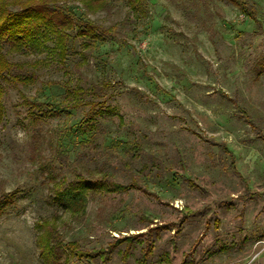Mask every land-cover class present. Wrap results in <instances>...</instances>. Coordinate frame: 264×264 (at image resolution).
Listing matches in <instances>:
<instances>
[{
	"label": "rangeland",
	"instance_id": "rangeland-1",
	"mask_svg": "<svg viewBox=\"0 0 264 264\" xmlns=\"http://www.w3.org/2000/svg\"><path fill=\"white\" fill-rule=\"evenodd\" d=\"M251 2L261 26L229 0H112L88 15L116 27L98 45L73 28L64 59L54 40L8 53L38 80L5 81L0 264H49L43 220L92 252L56 264H99V250L108 264H264V0ZM40 90L60 113L20 103ZM52 139L116 185L84 212L49 198L51 174L73 178L49 160Z\"/></svg>",
	"mask_w": 264,
	"mask_h": 264
},
{
	"label": "trees",
	"instance_id": "trees-1",
	"mask_svg": "<svg viewBox=\"0 0 264 264\" xmlns=\"http://www.w3.org/2000/svg\"><path fill=\"white\" fill-rule=\"evenodd\" d=\"M112 0H0V124L4 122L6 108L3 103L5 94V81L16 87L30 86L38 80L37 72L28 67L24 61H13L9 52L27 53L42 50L47 42L54 40V49L61 59H64L69 50V30L76 28L85 45H98L105 41L107 35L115 33V25H104L92 20L88 15L109 6ZM135 5L139 0H131ZM249 19L261 26L258 9L251 0H229ZM80 2L85 11L76 10L75 3ZM43 84H46L43 83ZM48 85V84H46ZM45 85V86H46ZM45 95L40 90L36 96H29L20 91L22 104L29 105L31 110L38 109L44 115L60 113L59 104ZM38 116H35V118ZM85 139L91 136L86 131L80 132ZM52 155L51 162L57 160L61 167L67 166L73 178L57 179L51 174L49 198L65 210L80 213L86 210L88 195L99 187L116 186L110 180V174L97 177L94 174L83 173L77 169L75 161L70 160L66 148L58 147L53 139L49 142ZM43 163V162H42ZM127 187V185H125ZM118 188H121L118 186ZM116 189V188H115ZM13 201L8 194H0V216L7 206ZM43 229L38 242L41 255L49 264L59 263L63 254L79 257H90V251L82 249L78 241L66 240L57 230L55 222L43 220L37 224ZM103 254L104 256H100ZM107 252L99 250L95 257H103L99 264H108ZM106 255V256H105Z\"/></svg>",
	"mask_w": 264,
	"mask_h": 264
}]
</instances>
